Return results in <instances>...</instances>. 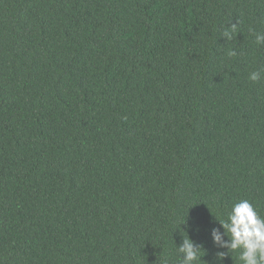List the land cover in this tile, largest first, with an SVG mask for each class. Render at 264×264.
I'll list each match as a JSON object with an SVG mask.
<instances>
[{"label":"trees","instance_id":"trees-1","mask_svg":"<svg viewBox=\"0 0 264 264\" xmlns=\"http://www.w3.org/2000/svg\"><path fill=\"white\" fill-rule=\"evenodd\" d=\"M250 29L264 0H0V264H178L186 234L241 264L211 234L264 217Z\"/></svg>","mask_w":264,"mask_h":264},{"label":"clouds","instance_id":"clouds-1","mask_svg":"<svg viewBox=\"0 0 264 264\" xmlns=\"http://www.w3.org/2000/svg\"><path fill=\"white\" fill-rule=\"evenodd\" d=\"M255 36L257 45H264V33L250 29ZM231 33V35H229ZM237 33V24H231L223 31V35L232 38ZM235 55V52L231 53ZM248 79L257 82L261 79V71L249 73ZM223 232L213 229L212 239L225 252H217L216 258L222 260L229 252H236L241 264H264V217L260 216L253 205L246 199L235 203L227 219L219 220ZM186 233V232H184ZM226 237V239H225ZM182 242L176 246L178 264H199L200 252L205 251L188 237H182Z\"/></svg>","mask_w":264,"mask_h":264}]
</instances>
